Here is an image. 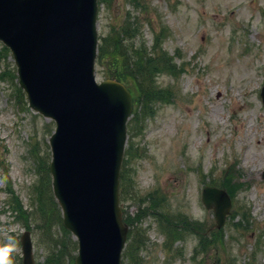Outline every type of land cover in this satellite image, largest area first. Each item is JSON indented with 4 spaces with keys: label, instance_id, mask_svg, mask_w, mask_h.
<instances>
[{
    "label": "rangeland",
    "instance_id": "rangeland-1",
    "mask_svg": "<svg viewBox=\"0 0 264 264\" xmlns=\"http://www.w3.org/2000/svg\"><path fill=\"white\" fill-rule=\"evenodd\" d=\"M142 2L145 13L131 10L127 0H112L108 9L99 7L97 17V34L102 36L110 26H120L127 13L135 16L139 41L147 50L151 29L162 31L161 49L178 67L176 78H155L172 96L154 105L153 116L143 117L140 135L127 136L140 156L130 161V195L120 206L130 217L143 208L149 211L151 193L158 197L152 210L162 228H179L169 225L178 217L190 230L197 222L206 237L199 244L202 231L197 235L180 224L185 231L171 236L165 249V236L147 212L133 226L144 237L139 258L142 264H264V107L259 97L264 0ZM243 61L244 68L230 71L231 63ZM10 64L0 55V249L12 246L7 258L21 264L20 236L27 230L35 262L43 263L50 250L39 229L34 188L50 161L47 140L53 123L28 108L10 76ZM216 66L229 71L218 73ZM95 77L103 79L96 65ZM238 175L243 185L216 232L212 211L201 204V190L207 185L221 188L228 176ZM16 198L28 216L12 209ZM51 232L61 237L59 227Z\"/></svg>",
    "mask_w": 264,
    "mask_h": 264
},
{
    "label": "water",
    "instance_id": "water-1",
    "mask_svg": "<svg viewBox=\"0 0 264 264\" xmlns=\"http://www.w3.org/2000/svg\"><path fill=\"white\" fill-rule=\"evenodd\" d=\"M96 10V0H0V41L29 107L55 122L49 171L62 225L77 239L74 264H120L127 229L118 178L131 97L117 82L94 81ZM260 96L264 105V86ZM202 202L220 228L226 192L207 187ZM21 245L22 264H34L28 232Z\"/></svg>",
    "mask_w": 264,
    "mask_h": 264
},
{
    "label": "trees",
    "instance_id": "trees-1",
    "mask_svg": "<svg viewBox=\"0 0 264 264\" xmlns=\"http://www.w3.org/2000/svg\"><path fill=\"white\" fill-rule=\"evenodd\" d=\"M99 1L101 3L105 2V0ZM130 1L138 7L137 0ZM163 35L162 31L155 32L151 47L147 50L143 42L139 41V27L136 17L130 18L128 16L125 17L118 28L111 27L109 32L100 38L98 44L96 62L103 67L104 76L121 81L128 86L133 95L134 111L139 109L141 116L150 114L149 111H152V107L155 104L159 103V101L167 100L172 94L168 89H160L155 81L158 75L168 74L175 76L177 73L173 58L161 49ZM0 55L7 57V49L0 48ZM12 73H10V76L14 79V71ZM120 177L121 189H123L124 167ZM238 177L239 175L234 179L228 176L226 183L221 185L232 197L235 191L239 190L243 185L238 181ZM39 183L34 188L37 204L35 213L38 214V219H41L42 224L39 229L43 234V241L46 242L50 250V253L45 258V264H62L63 262L73 264V253L76 250V245L70 234L62 228L60 212L50 190V176L47 166L44 168V175L40 178ZM13 209H15L17 215L25 214L26 216V212H28L22 209L17 198L13 204ZM178 222L179 228L180 224H183L187 230L189 229V223H185L181 218H178ZM53 227H59L60 238L52 234L51 230ZM192 229L200 230L201 228L197 222H194ZM142 243L132 234L130 246L128 245V249L126 248L123 254L127 259V264H141L137 255L132 256V248L138 249Z\"/></svg>",
    "mask_w": 264,
    "mask_h": 264
},
{
    "label": "bare ground",
    "instance_id": "bare-ground-1",
    "mask_svg": "<svg viewBox=\"0 0 264 264\" xmlns=\"http://www.w3.org/2000/svg\"><path fill=\"white\" fill-rule=\"evenodd\" d=\"M219 42L221 43V40ZM230 65H232V67H231L232 69L230 71L235 72L236 70H241L242 68H244V66H246V63L245 62L244 63L237 62L235 64L231 63ZM216 71L218 73H223V72H227L229 70L226 71V70H223L222 67L216 66ZM217 113H218V110H215L213 115L217 117Z\"/></svg>",
    "mask_w": 264,
    "mask_h": 264
},
{
    "label": "clouds",
    "instance_id": "clouds-1",
    "mask_svg": "<svg viewBox=\"0 0 264 264\" xmlns=\"http://www.w3.org/2000/svg\"><path fill=\"white\" fill-rule=\"evenodd\" d=\"M10 251H12V246H5L0 249V264H12V261L7 258Z\"/></svg>",
    "mask_w": 264,
    "mask_h": 264
}]
</instances>
